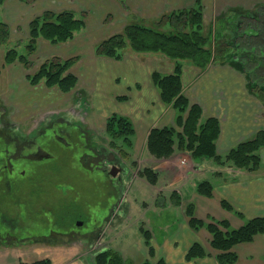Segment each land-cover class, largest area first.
I'll return each instance as SVG.
<instances>
[{
  "label": "crops",
  "instance_id": "crops-1",
  "mask_svg": "<svg viewBox=\"0 0 264 264\" xmlns=\"http://www.w3.org/2000/svg\"><path fill=\"white\" fill-rule=\"evenodd\" d=\"M6 1L8 15L5 16V19L8 25L13 23L14 19L19 21L22 17L27 18L28 22V19L30 20L35 14L46 9L52 11L69 9L78 14L86 7H94L93 9L96 10L105 9L108 13L110 5L116 3L114 0H94L92 5L91 1L78 0V3L83 5L81 8L72 0H35L32 4L33 8H29L27 2ZM127 1L132 10L131 13H136L141 18L150 21L165 11L191 6L195 0ZM202 1L205 4L206 12L208 10L215 11L214 8L225 10L229 3ZM250 2L247 4L235 0L234 4L236 8L249 10L256 6V3H251L253 4L251 6ZM258 3L263 4L264 0ZM94 14H99V19L95 18ZM106 17L100 11L98 13L91 11L86 16L84 15L82 29L64 42L49 43L39 38L36 50L31 57L35 55L40 59L59 56L67 59L76 55L77 61L70 67V71L77 77L76 85L72 90H76L77 87L80 89L77 91L84 97L80 101L81 104H84L86 113L95 112L98 118L104 120L114 112L124 115L130 119L133 125L135 141L146 140L152 127L174 125L175 111L170 105L160 100L158 90L150 77L154 70L161 73L171 72L173 63L161 60L159 53L151 51L138 54L131 50L132 52L125 58L124 56L128 52L126 50L120 59L97 56L94 53V44L104 37L116 33L115 31L122 27V24L118 22L113 24L115 28L103 31L104 26L99 27L98 22L106 21ZM207 17L204 13V20ZM127 21L128 15L124 24ZM112 23L110 22L108 25ZM99 25L102 24L99 23ZM117 27L119 28L116 29ZM26 29L25 35L27 36L28 28ZM16 30L12 28L10 36L15 37ZM11 33L13 34L11 35ZM87 54L89 58L85 62L86 68L81 69ZM163 57L169 60V58ZM115 60L120 61L116 62ZM17 63L16 69H23V66L19 62ZM10 65L13 66L14 62ZM235 70L234 67L222 63L206 66L204 69L189 64L182 66L184 93L191 103L200 105L201 120L207 117L218 119L219 134L215 145L217 153L221 155L239 141L252 136L262 128L263 124V103L251 92L247 82L243 81ZM10 74L14 78L11 72ZM80 77L84 78V82H80ZM124 77L125 82H129L135 87L131 88L129 84H126L127 98L119 99L117 97L122 93V87L119 88V86L123 83ZM18 79V76L14 78L15 81ZM24 80L27 81L25 77ZM116 82L118 83L116 84ZM114 85L116 86L114 87ZM38 93L45 100L50 98L45 96L47 94L63 95L56 88L46 87L42 83L38 84ZM38 103H40L39 100ZM134 153L135 150L131 153L133 157ZM260 153L264 163V149ZM129 159L126 157V162ZM125 160L122 161L125 163ZM200 165V158H194L188 151L181 149H174L167 158H155L156 183L161 182L163 184L161 190L167 192H155L156 183L150 184L145 180V183L152 188H149V196L141 199V206L144 210L139 212L134 223L141 222L142 225L139 226V234L135 237V241L131 229L124 228L125 231L119 233L121 239L130 238L131 240H128L125 245L123 243L111 245L109 243L111 239H104L106 234L105 229L102 228L104 223L91 233L92 237L90 238L19 246L0 244V264H28L30 260L42 258H48L51 264H96L95 256L107 248L118 251L125 264H139L144 260L151 263L162 260L164 264H218L216 259L218 252L210 246V233L204 227L196 230L189 226L185 207L191 202L194 205L196 217L205 220L208 217L224 219L230 227H240L248 218L264 216V172H259L260 168L248 172L227 165L228 171L224 177L219 171L214 170L212 174L218 176L215 180H210L213 188L212 195L205 196L196 190L197 183L205 179L207 175L205 170L200 169ZM127 169L130 172L129 176L134 173L131 167L128 166ZM121 182L123 183V179ZM172 191L176 193L175 198L170 195ZM123 194L119 195L106 218L107 227L114 222L120 225L131 217V203L125 200ZM177 198H179L178 205L174 203ZM222 199L229 203L232 211L239 212L240 216L223 208L220 204ZM119 202L121 204L117 206ZM99 234L103 239L102 246L95 242ZM195 242L203 246L206 255L188 260L186 258L187 250ZM232 250L237 255L233 264H264V232L256 234L250 241L235 244ZM22 253L24 255L20 256Z\"/></svg>",
  "mask_w": 264,
  "mask_h": 264
},
{
  "label": "trees",
  "instance_id": "trees-1",
  "mask_svg": "<svg viewBox=\"0 0 264 264\" xmlns=\"http://www.w3.org/2000/svg\"><path fill=\"white\" fill-rule=\"evenodd\" d=\"M119 2L124 7L125 5L128 7L126 0H119ZM83 18L84 14H79L77 17L74 11L69 9L43 10L30 19L28 35L23 42L11 40L9 26L0 18V44L10 40L12 44L24 47L23 53L17 50L16 45L8 48L3 57L4 64L19 62L25 69H30L33 65L30 56L35 52L39 38L50 43L67 41L82 29ZM166 25H169V29L164 28ZM204 25L202 0H195L193 5L188 7L165 11L150 21L138 18L137 15L129 12L128 22L122 31L112 33L94 44V53L97 56L120 59L123 50L129 46L132 51H160L169 58L177 59L171 72L161 73L154 70L150 75L153 85L158 90L160 100L170 105L175 111L174 125L154 126L147 134L145 147L154 158H167L174 149H181L188 151L194 158L209 157L219 164L230 162L236 168L250 172L256 171L262 165L259 150L264 147V130H257L253 136L239 141L224 156H221L216 152L215 147V141L219 134L218 119L207 117L201 120L200 105L191 103L184 93L182 66L179 59H188L200 69L206 68L211 62L232 63L231 52L235 49L227 37L231 27H226L228 31L220 30L218 33L224 40L215 39L214 45L211 46L210 33L205 31ZM241 46L244 47V45ZM242 54L239 53L238 58H244ZM241 60V64H243V59ZM76 61V56L67 59L51 56L41 61L34 71L26 75V79L31 85L43 83L46 87L68 92L77 82V77L70 71V67ZM252 61L255 62L256 59H252ZM250 71H252L250 79H254L261 85V93H257V97L264 104V87L262 86L264 84L261 81H264V72L260 69H251ZM117 98L124 99L125 97L118 96ZM104 130L111 139V147L119 149L117 153L126 158L129 154L127 148L131 147L134 135L130 119L124 115L112 113L105 120ZM117 139H120L121 143L114 146ZM4 157L5 152L3 148H0V167L2 169L4 162L1 160ZM139 175L143 176L150 184L157 181V172L151 168L145 167L139 171ZM196 190L202 195L211 196L212 184L208 180L199 181ZM170 195L175 198V191H172ZM174 203L178 205L179 198L174 200ZM220 204L223 208L232 211L231 206L224 199L220 201ZM185 213L192 229L197 230L204 227L210 233V246L218 252L216 254L218 264H233L237 255L232 247L235 244L250 241L256 234L264 232V216L248 218L240 227L233 228L224 219L204 221L196 217L194 205L191 202L186 205ZM234 213L240 216L239 212L235 211ZM205 255L203 246L195 242L188 248L186 258L189 260ZM94 261L96 264H125L121 254L112 248L98 253ZM28 264L51 263L48 258H42ZM139 264H164V262L158 260L151 263L144 260Z\"/></svg>",
  "mask_w": 264,
  "mask_h": 264
},
{
  "label": "rangeland",
  "instance_id": "rangeland-1",
  "mask_svg": "<svg viewBox=\"0 0 264 264\" xmlns=\"http://www.w3.org/2000/svg\"><path fill=\"white\" fill-rule=\"evenodd\" d=\"M20 1L24 3L26 2L23 0H20ZM34 1L35 0L27 1L28 3L26 4H28L29 8H33L32 4ZM85 1H91V4L92 5L94 4V0H85ZM114 1L116 3H114V5H110L111 8L109 9L108 13L107 11H105V9L96 10V9H93L94 7L92 8L86 7L85 10L79 11L78 14L76 15L77 17L79 16V14H84L86 16V14H89L91 11L95 13H98V11L103 12L104 16L105 17L107 16L105 19L106 21L98 22V26L99 27L104 26V29L102 30L105 31L112 27L115 28L113 24H117L118 22H120V24H122V27L115 32H121L123 27L128 22L127 21L124 24V20H127V15L132 10L129 7L127 0L126 2H127L128 7L126 5L124 7L122 3L119 2V0H114ZM207 1H214V2L219 1V2H226V3L229 2L227 4L228 8H226L225 10L224 9L218 10L214 8L215 11L208 10L206 12L204 10L205 4L202 1L203 21L205 24L204 27H205V31L210 33L209 35L211 37L210 45L212 46L214 45L215 39L216 40L219 39V41L224 40V38L220 36V34L217 32V30L219 31L217 27L220 21L222 20L218 18L223 13H227L225 15L227 16V20L233 23L234 22L233 9L236 6L234 4L235 0H207ZM239 1L243 3H247L251 1L249 3L251 6L253 5L251 3H256V6H258V5H261L258 2L262 0H239ZM72 2L77 3V5L79 4V6L83 8L82 3H78V0H72ZM263 4L262 6H264ZM7 5L8 3L6 0H4V2L0 1V18H2V20H4L6 23H8L7 20L5 19V16L8 15ZM106 7L108 8L109 4ZM259 7L260 6H258L257 10H260ZM204 13H206V15L208 16L207 18H205V20H204ZM94 17L99 19L100 15L94 14ZM137 17L141 18L138 15ZM29 21L30 20L28 19V22H27V18L22 17L19 19V21L14 19L13 23H10L8 25L11 31H12V28L15 30L17 29L16 30L17 33L14 34L16 36L15 37L10 36L12 41L21 40L23 42L26 39L27 36L25 34L27 32L26 28H28ZM137 21H140V20H137ZM110 22H113V23L108 25ZM99 23H101L102 25H99ZM243 23L244 21L241 22L242 27L238 29L239 33L236 38L237 45H234L235 50L233 52L237 54L244 53V50H245V43L243 40V38L245 39V37H243L242 35H246V34L241 32L245 28L243 26ZM248 26H251L254 29L251 32L253 31L255 32V28L258 27L259 32H260L259 36H262V35L264 36V21L263 20H260L257 22L253 21L251 22V25H248ZM118 28L119 27H117L116 29ZM164 28L169 29V25L164 26ZM12 34L13 33H11V35ZM24 35L25 37H23ZM253 39H257V37H255L254 35ZM242 41H243V44H241ZM14 45L16 44H12L10 40L5 43L0 44V113L2 114V116L5 115V118L7 116V121H6L7 125L3 126L1 122L2 125L0 128L4 127L5 129H10L13 126H15L21 133H23V135L29 138L32 136L33 142L31 141L32 142L31 146L33 148L30 150H23V152L27 155H29V153L27 152L33 151L36 145H38V148H39V145L41 146V144L59 145V142L55 138V134L61 136L62 139H64L66 136V141L71 146H74V147L71 148L70 153H68L66 149L64 148H61L58 150L59 153L57 155V158L60 160L58 164H56L54 167L52 166L53 168H55L53 175L47 174L48 171L49 172L52 171L48 167V165L45 164L41 166V164H38V161H36V163L31 162V163L23 164L17 170V172H14L13 174H11L10 179H14V183L11 182V186L14 187V190H13L14 194L11 195V193H8V195L5 197V200L9 198L10 196H12L11 197L12 201L10 199H8L7 201V203L10 205V211L13 209H16L17 211L19 209L25 211L24 212L25 214H21V215L19 211L12 212L14 213L13 215L15 216L14 217L15 220H13L14 226L10 225L12 227V231L18 232L20 235L21 234L24 235L27 233H36V234L46 235V233L50 234L51 232L62 234L64 231L73 229L76 221H83L85 225L78 231L85 232V231L91 230L93 227L94 228L100 227L105 223L102 227L106 231L104 239L105 240L111 239L109 242L111 245L115 246L117 243H123V245H125L128 242V240H131L130 238L121 239V236L119 235V233H121L122 231H125L124 228L131 229L132 236L134 237L133 239L135 241V237H137L139 234V226L142 225L141 222H138L136 224L134 223L137 220L139 212L142 211L143 209L141 206V199L149 196L148 195L150 194L149 188H152L149 184L145 183V178L139 175V171L143 170L145 167L151 168L154 171H156L154 168L155 158L153 157L152 154H150L147 151L145 147L146 140H139V141L136 140L135 141V138L133 135L132 145L131 147L127 148V151L129 152L127 157L130 158L127 163L129 167H131V170L134 171V173L130 176L129 175L123 176V183L121 187L118 188V190L115 188V185L113 184L114 181H112L109 176L104 175V174H103L104 176L101 175V173L99 172V169H97L98 166L101 167L100 166L101 164H98L99 162L95 161L94 159L87 160L86 164L87 165L92 164L93 166H91V168L86 169L85 168L86 166H84V162H82L79 156L81 152L88 151L87 144L91 145L92 142L86 138V136L87 135L89 136V134L79 129L78 123L81 122L83 127L87 128L92 135H95V144L104 145L106 147L110 145L109 143L110 138L105 133V130H104L105 120L103 118H98L97 113L95 112L94 113L92 112L91 114L90 112H87V114H84L86 108L84 107L83 103L80 104V100H79L80 94L77 91L80 89H78V87L76 90H71L67 93H62L64 96L58 93L56 94L51 93V94L45 95L46 97H50L48 100L42 99L41 98L42 96L38 95L40 94L38 93V85H31L29 84V82L27 81L25 82L24 77L28 73H31L32 71H34V67L36 68L37 65H39L41 61L49 57H43L39 59V56L38 57H36L35 55L34 57L30 56V60L33 63L30 69L23 70L25 69L24 67L23 69H16V66H17L16 64H18L17 62H14V65L12 66L10 64H4V60H3L5 51L8 48L13 47ZM241 45H244V47ZM16 48L19 52L21 53L24 52L23 45H21L20 47L16 45ZM126 50L128 52L126 56H124L125 58L128 56L130 52H132L129 46L128 48L123 50V52ZM135 52L138 54H142V53L150 52V51H135ZM157 53H159V55L161 56V60H165V62H170V63L172 62L173 66H174V63L177 61V59L169 58L160 51H158ZM163 56L169 58V60L164 58ZM32 58L35 60H33ZM87 58H89L88 54H87V57L85 56L84 58V63L81 65V69L86 68L85 62L87 61ZM241 59L243 58H239V61L237 60L238 61L237 64L242 65ZM115 61L118 62L120 60H115ZM179 61L181 63V66L187 65V64L193 65L192 62L188 59H181V60L179 59ZM214 64H217V63L211 62L208 64V66H212ZM225 64L234 67L231 64H228V63H225ZM11 66L12 68H15V69L13 70ZM235 69H236L235 71L239 74L240 78L243 81H246V77L243 71L239 70L238 68H235ZM10 72L12 73V75H14V78L18 76L19 79L15 81L14 78L11 76ZM235 76H236V73H235ZM79 79H80V82H84L83 77H80ZM124 80H125V77L123 79V83L119 86V88L122 87V93L121 95H119V93L117 94L119 96H124L125 98H127L128 91L126 89L127 87L126 84H129L131 88L135 86H132L129 82H125ZM261 81L264 84V81L263 80ZM117 83L118 82H116V84ZM251 85H253V86H250L252 88L251 92L254 95L255 93L253 92V89L257 93L259 94L261 93V91L256 89V86L258 85L257 82H253ZM115 86L116 85H114V87ZM38 100L40 101V103H38ZM47 101L50 102V104H48ZM77 102H79L78 104L81 105L80 106L81 109H74V105ZM72 110L74 111V113L72 112ZM114 113H117V112H114ZM201 114H202V111H201ZM262 116H263V119H262L263 124L261 126L262 127L261 129L264 130V115L262 114ZM47 119L50 120L51 122L50 125H48V123L46 122ZM40 123L41 124L43 123V124L38 128ZM66 126H68V128L71 129L70 131L71 136L70 134H68L70 137L66 135L67 133ZM61 128H63V134L60 131ZM83 133L87 135L85 136ZM0 134L1 136L5 135L6 140L8 142H13L14 144L18 142L17 137H9L10 136L9 134H5V132L2 133V131H0ZM0 141L3 142V137ZM120 143H121V140L117 139L114 146ZM2 144L3 143H0L1 146ZM20 145H18L15 149H20ZM116 150L117 152L119 151V149H116ZM134 150H135V153H134L135 156L133 157L131 153ZM17 154H19V152ZM54 157H55V154H54ZM23 159H25V157ZM30 160L34 161L33 159H30ZM35 160H38V159H35ZM50 160L51 159H49L48 161ZM200 162H201L200 169L202 168L207 173V175L205 176V179L203 180H208V181L210 180L213 181L218 176V175L212 174L214 170L221 172L220 174L226 177V172L228 171L227 165H231L230 162H224V163L219 164V163L214 162L211 158H207V157H200ZM132 163L133 165H131ZM20 164L21 162L18 163L17 166H19ZM231 167L234 168L233 166ZM21 168L24 169L23 174L20 173L19 171ZM37 171H38L37 177L40 181V185L42 186V190L44 191L43 195L44 194L46 195L44 197L43 202L42 203L39 202L40 204L38 203V201H36L38 200V196L35 197V195L33 194L35 192V188L38 183L35 179H32V177L34 176L36 177ZM259 172H264V163H262L259 169ZM161 181L163 182L164 180H161ZM1 182L3 181L0 179V191L2 190L3 192L4 191L9 192V190L5 188L6 185L3 186ZM40 185L38 184V186ZM156 185L157 187H155V192H159V193L167 192L166 190L164 191L161 190L162 185H163L161 182H159L158 184L156 183ZM18 189H19V192H18ZM52 192H55L54 196H51L53 195ZM62 193H66L65 199L67 198L66 201H67V204L70 206V210L68 213H62V210L59 212V214L62 213L61 215L63 216V220L59 224H56L54 222V224L49 226L51 230L50 231L49 227L46 226V224L51 220L52 213L53 214L55 213L51 212L50 214L48 210H52L55 208L57 209L59 205H62L64 203V201L61 200V196L59 195ZM120 194L121 195L123 194L125 196V200H128L131 203V209H132V212L130 214L131 217L130 219L125 220L124 223L120 225H118L117 222H114L113 224H109L107 227L108 223L106 224L105 222L107 220L106 218L108 214L110 213V210L113 204L116 203L117 198L119 197ZM55 195L56 196L58 195V197L56 198ZM32 197H35V198H32ZM5 200L3 202H5ZM120 204L121 202H119L117 206H119ZM34 208H36L38 211H35ZM3 209H6V208L3 207ZM7 219L8 220L6 223L2 221V218L0 219V230L6 229L7 224H9L12 221V218L7 217ZM203 220L204 221H210V220L216 221L220 219L208 217L207 220L205 219ZM57 242H59V239ZM100 246H102V244ZM23 255L24 254L22 253L20 256H23ZM28 257L32 259L31 256L28 255ZM31 261L32 260H30V262Z\"/></svg>",
  "mask_w": 264,
  "mask_h": 264
},
{
  "label": "flooded vegetation",
  "instance_id": "flooded-vegetation-1",
  "mask_svg": "<svg viewBox=\"0 0 264 264\" xmlns=\"http://www.w3.org/2000/svg\"><path fill=\"white\" fill-rule=\"evenodd\" d=\"M264 5V4H263ZM259 7L260 10H257V8ZM258 6H254L253 8L247 10V9H243V8H236L234 7L233 12H234V22L231 23L227 20V16H225L227 13H223V15H221L218 19H222L217 27V29H219V31L217 30V32H220V30L222 29H226L227 26H230V30L228 31V29H226L228 31L227 37L228 40L231 42V45L234 47V45L236 44V38L238 36L239 33V28L242 27L241 22L244 21L243 26L245 27L242 30V33L245 32V39L244 43H245V50H244V58H243V64L239 65L237 64V62L239 61L238 55L235 52H231V56H232V63H230L231 65H233L235 68H238L239 70L243 71V73L245 74L246 77V82H247V86L248 88L254 81L251 80V69H261L264 72V36H259L260 32L258 27L255 28V32H251L252 30H254L251 26V22H257L260 20L264 21V6L258 5ZM223 27V28H222ZM257 37V39H253V37ZM243 36V35H242ZM239 44V43H238ZM236 57V58H235ZM252 59H256V61H252ZM238 60V61H237ZM236 63V65H235ZM261 85L258 84L256 86L257 90H261L260 87ZM264 87V85H262ZM254 93L257 94V92L253 89ZM77 98V97H76ZM75 98V99H76ZM80 99H83V95L79 96ZM79 99V100H80ZM79 102H77L74 105V109H81L80 106L78 104ZM81 104V101H80ZM73 109V110H74ZM72 110V112L74 113V111ZM83 112V110H82ZM84 114H87L86 111L84 112ZM83 114V115H84ZM78 115V114H77ZM51 116V115H49ZM85 116V115H84ZM5 115L2 116V114L0 113V127L3 124V126H6V121H7V116L5 118ZM2 122V124H1ZM48 123V125H50V120L47 119L46 121ZM43 124V123H42ZM41 123L39 124L38 128L42 125ZM79 129L81 131H85V133L89 134V136L85 133H83L87 139H89L92 143L91 145L87 144L88 146V151L85 152H81L80 154V159L82 160V162H84V166H86L85 168H91V166H93L92 164H86L87 160H91L94 159L95 161L99 162L98 164H101L97 169H99V172L101 173V175H107L110 177V179L113 182V184L115 185V188L118 190V188L121 187V181L123 179V176L128 175L130 172L127 169V167L129 166L128 163H124L122 160L125 159L121 156V154L117 153V148H113L111 147V145L109 146H104V145H100V144H95V135H92L90 133V131L83 127L82 123L79 122L78 123ZM66 135L69 136L68 134H70L71 129L68 128V126H66ZM0 131H2V133L5 132V134H9V137H17L18 138V142H16L15 144L13 142H8L6 140V136L0 134V140L3 137V142L0 141V143H3L2 146L0 145L1 148H3L4 152H5V157L1 160L4 163L3 165V169L0 167V179L3 181L1 182L5 186L6 189L9 190V192H3L2 190L0 191V219L2 218V221L4 223L7 222V217L12 218V221L7 224V228L4 230H0V244H5V245H11V246H19V245H26V244H32L33 242H35L34 240H39L40 242L42 241H46V242H50L53 241V238H57L56 240L58 241V239L63 240V242L66 241H75V240H80V239H84V238H90L92 237L91 233L97 229L96 228H92L91 230L85 231V232H81L78 231L79 229H81L85 224L83 221H80V223L77 225V222H75L74 224V228L68 231H64L62 234L59 233H54L51 232L50 234L46 235H42V234H36V233H27V234H19L18 232L12 231V226H14V213H12L13 211H17L16 209H13L10 211V205L7 203L8 199H10L12 201V196H10L9 198H7L5 200V197L8 195V193H11V195H13V190L14 187L11 186V182L14 183V179H10L11 174H13L14 172H17V170L23 165V164H27V163H31V162H35L38 161V164L42 165H48V167L52 170L51 172L48 171L47 174H54L55 168H53L56 164H58L59 160L57 158V155L59 153V149L64 148L66 149V151L68 153H70L71 148L74 146H71L67 141H66V136L64 139H62L61 136L55 134V138L57 139V141L59 142V145H54V144H41V146L38 145L35 146L34 150L31 152H27L29 153V155L25 154L23 152V150H30L33 147L31 146V143L33 142L32 136L29 138L25 135H23V133H21L17 127L13 126L10 129H5L0 128ZM37 131V130H36ZM60 131L63 134V128L60 129ZM38 132V131H37ZM13 135V136H11ZM15 135V136H14ZM71 136V134H70ZM69 136V137H70ZM32 141V142H31ZM21 143V145H20ZM110 143V142H109ZM27 144V145H26ZM18 145H20V149H15ZM68 148V149H67ZM82 148V146H81ZM19 152V154H17ZM55 154V157H54ZM25 157V159H23ZM38 160H35V159ZM33 159L34 161L30 160ZM49 159H51L50 161H48ZM21 164L19 166L18 163ZM56 162V163H55ZM94 164V163H93ZM95 165V164H94ZM53 166V167H52ZM3 170V171H2ZM35 170V169H34ZM48 170V169H47ZM20 173H24V169H20L19 170ZM116 171L117 174L115 176H112L110 174V172ZM2 172V173H1ZM103 175V176H104ZM38 171L36 172V177H32V179H35L37 181V183L40 185V181L38 179ZM43 181V180H42ZM8 182V183H7ZM36 186L35 188V192L33 193L36 196H38V203H42L44 200V197L46 196L45 194L43 195L44 191L42 190V186ZM19 188V186H18ZM106 188V186H105ZM52 191V189H51ZM16 192V191H15ZM19 192V189H18ZM54 196L55 192H52ZM66 193H62L59 194L61 196V200L64 201V203L62 205H59V207L56 209H52V210H48L51 214V212H54L55 214L52 213V217L51 220L46 224V226H51L52 224H54V222L56 224H59L62 220H63V216L61 215L62 213H68L70 210V206L67 204V201L65 199V195ZM56 196V195H55ZM32 197V198H35ZM58 197V195L56 196V198ZM5 200V202H3ZM39 203V204H40ZM2 207V209H1ZM6 208V209H3ZM35 211H38L36 208H34ZM62 210V213L59 214V212ZM20 215L21 214H25L23 210H18ZM17 211V212H18ZM56 211V212H55ZM29 214V213H28ZM27 214V215H28ZM60 215V216H59ZM33 216V215H32ZM50 230V227H49ZM51 231V230H50ZM48 231V232H50Z\"/></svg>",
  "mask_w": 264,
  "mask_h": 264
},
{
  "label": "water",
  "instance_id": "water-1",
  "mask_svg": "<svg viewBox=\"0 0 264 264\" xmlns=\"http://www.w3.org/2000/svg\"><path fill=\"white\" fill-rule=\"evenodd\" d=\"M110 174H111V175H114V172L111 171ZM79 223H80V222H77V225H78ZM55 239H56V238H55ZM55 239H53V242H57V240H55ZM50 242H52V241H50ZM50 242H46V241H45V242H44V241H43V242H42V241L40 242L39 240H35V243H43V244H47V243H50ZM59 242H63V240L59 239Z\"/></svg>",
  "mask_w": 264,
  "mask_h": 264
}]
</instances>
